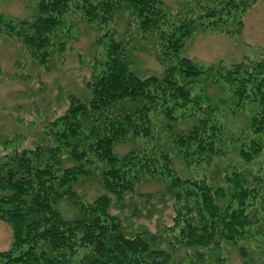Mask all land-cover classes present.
Here are the masks:
<instances>
[{"label": "trees", "instance_id": "obj_1", "mask_svg": "<svg viewBox=\"0 0 264 264\" xmlns=\"http://www.w3.org/2000/svg\"><path fill=\"white\" fill-rule=\"evenodd\" d=\"M23 1L34 15L0 13V38L47 72L74 40L73 13L101 33L102 52L89 100L67 93L47 142L0 141V221L12 232L0 264H231L232 249L242 264H264V52L211 64L185 55L199 34L239 39L262 0H182L176 10L164 0ZM137 44L160 75L137 69ZM148 182L161 190L140 193ZM88 185L102 191L91 201L79 192ZM128 198L167 201L171 222L129 232L113 214Z\"/></svg>", "mask_w": 264, "mask_h": 264}, {"label": "rangeland", "instance_id": "obj_2", "mask_svg": "<svg viewBox=\"0 0 264 264\" xmlns=\"http://www.w3.org/2000/svg\"><path fill=\"white\" fill-rule=\"evenodd\" d=\"M164 2L171 10H176L182 0ZM0 13L20 21L31 18L35 11L33 3L7 0L0 4ZM68 21L76 26L74 40L69 43L62 61L53 62L49 72L35 61L26 58L19 44L7 37L0 38V141L16 138V144L30 148L45 143L48 140L46 126L67 109V93L74 94L84 101L89 100L90 93L86 86L92 76V65L100 59L102 52L96 45L101 33L83 21L79 13H73ZM129 23L127 19L117 20L115 29L120 36L126 33ZM261 52H264V0L246 14L244 30L239 39L199 34L187 43L185 49L187 57L205 64L220 60L233 63L245 56H258ZM135 57L137 69L142 74L160 75L163 71L154 56L139 44ZM16 59H19V63ZM129 149L125 146L117 148L122 153L128 152ZM179 167L186 177L196 175L194 172L185 171L182 166ZM210 178H218L215 170H212ZM218 182L216 180L214 183ZM98 189V186L88 185L80 187L79 192L88 195L91 201L102 192ZM160 190L161 183L148 182L143 184L139 191L157 193ZM63 208L68 209L66 205H63ZM113 214L127 220L129 232L148 229L157 233L158 226L168 225L173 217V211L167 201L159 199L147 204L139 198H128L125 207L114 209ZM11 243V229L0 221V252L8 250ZM229 257L231 264H242L236 250H230Z\"/></svg>", "mask_w": 264, "mask_h": 264}]
</instances>
